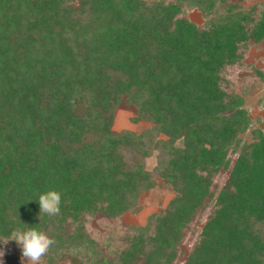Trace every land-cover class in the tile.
Instances as JSON below:
<instances>
[{"label": "trees", "instance_id": "1", "mask_svg": "<svg viewBox=\"0 0 264 264\" xmlns=\"http://www.w3.org/2000/svg\"><path fill=\"white\" fill-rule=\"evenodd\" d=\"M244 1L0 0V243L35 227L55 240L42 264H173L206 214L180 264H264V130L229 78L242 46L264 42V0ZM121 104L152 125L114 131ZM156 150L173 197L96 237L89 216L135 212L154 187ZM49 189L55 216L40 215Z\"/></svg>", "mask_w": 264, "mask_h": 264}, {"label": "rangeland", "instance_id": "2", "mask_svg": "<svg viewBox=\"0 0 264 264\" xmlns=\"http://www.w3.org/2000/svg\"><path fill=\"white\" fill-rule=\"evenodd\" d=\"M261 0H245L243 2L245 7H249L254 3ZM184 16L196 23L198 26H202L207 18H204L202 13L194 7H185L183 11ZM210 17V16H209ZM242 60L238 66H233L229 70V78H231L232 90L238 94H241L244 98V108L252 121V127L260 128L264 130V42L252 43L247 42L241 48ZM259 68L263 72V79L257 73L254 68ZM135 116V109L132 106L119 105L115 110L112 129L114 131H120L123 129L132 130L134 132H140L146 128H149L152 124L148 121L139 120L132 121ZM252 127L246 132L240 134V137L245 141L252 140ZM179 143V142H177ZM157 150L145 159V166L152 172L155 179L154 187L147 191L141 192L138 198V209L135 212H126L116 219H106L103 216L95 215L87 218L88 228L93 234L104 239L105 237L118 238L130 227L145 225L149 215L157 213L162 210L169 200L173 197L174 192L166 184L163 179L154 171L156 165ZM227 172L224 171L217 181L220 183L226 178ZM206 214L199 215L191 229L187 230V237L184 239L181 249L183 253L178 256V260L173 264H180L191 248V244L195 238L194 230L200 226L204 221ZM193 230V231H192ZM191 232V233H190ZM108 236H107V235ZM0 251L4 253L0 257V264H27L26 260L21 258V247L16 242L0 243ZM42 264V260L38 262ZM58 264H72L70 259L63 258L59 260Z\"/></svg>", "mask_w": 264, "mask_h": 264}, {"label": "clouds", "instance_id": "3", "mask_svg": "<svg viewBox=\"0 0 264 264\" xmlns=\"http://www.w3.org/2000/svg\"><path fill=\"white\" fill-rule=\"evenodd\" d=\"M41 213H46L50 216H55L60 213L61 193L55 189H49L41 193L38 197ZM9 240L16 241L21 247V258L26 260L27 264H38L41 258L46 255L55 240L44 231L38 230L35 227L22 229L17 227L10 238L2 240L7 243ZM4 253L0 251V257Z\"/></svg>", "mask_w": 264, "mask_h": 264}]
</instances>
